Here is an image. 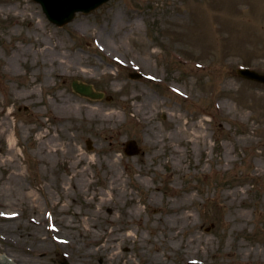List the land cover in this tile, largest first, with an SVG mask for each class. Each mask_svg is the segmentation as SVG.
<instances>
[{
  "label": "rangeland",
  "instance_id": "374dc122",
  "mask_svg": "<svg viewBox=\"0 0 264 264\" xmlns=\"http://www.w3.org/2000/svg\"><path fill=\"white\" fill-rule=\"evenodd\" d=\"M240 68L264 75V0H111L64 27L0 0V256L264 264V83Z\"/></svg>",
  "mask_w": 264,
  "mask_h": 264
},
{
  "label": "water",
  "instance_id": "95a60500",
  "mask_svg": "<svg viewBox=\"0 0 264 264\" xmlns=\"http://www.w3.org/2000/svg\"><path fill=\"white\" fill-rule=\"evenodd\" d=\"M40 4L49 21L58 26L64 27L70 24L78 13L89 14L97 10L110 0H34ZM238 74L244 78L264 83V76L249 69H240ZM138 75H131L132 79H137ZM73 89L78 94L89 97L91 99H101L104 97L103 93L95 92L93 86L86 85L79 82L73 83ZM140 149L137 147L135 141H129L125 153L129 156L139 154ZM0 264H14L6 256H0ZM62 264H69L65 261Z\"/></svg>",
  "mask_w": 264,
  "mask_h": 264
},
{
  "label": "bare ground",
  "instance_id": "6f19581e",
  "mask_svg": "<svg viewBox=\"0 0 264 264\" xmlns=\"http://www.w3.org/2000/svg\"><path fill=\"white\" fill-rule=\"evenodd\" d=\"M86 85H88V84H86ZM93 111H94V113H98L100 110L99 109H93ZM109 120L110 119H112L113 118V114H109V116L107 117ZM104 120H106L105 118H104ZM202 130H200L199 132H198V134H197V139H200L202 136H203V134H202V132H201ZM205 137V136H204ZM84 161V158L83 157H81L80 158V162H83ZM109 245H107L106 246V244L104 245V248H107Z\"/></svg>",
  "mask_w": 264,
  "mask_h": 264
}]
</instances>
